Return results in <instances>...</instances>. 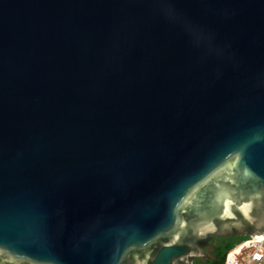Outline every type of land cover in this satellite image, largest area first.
<instances>
[{"label": "water", "instance_id": "1", "mask_svg": "<svg viewBox=\"0 0 264 264\" xmlns=\"http://www.w3.org/2000/svg\"><path fill=\"white\" fill-rule=\"evenodd\" d=\"M237 235L264 237V0H0V264Z\"/></svg>", "mask_w": 264, "mask_h": 264}, {"label": "built area", "instance_id": "2", "mask_svg": "<svg viewBox=\"0 0 264 264\" xmlns=\"http://www.w3.org/2000/svg\"><path fill=\"white\" fill-rule=\"evenodd\" d=\"M264 262V238L246 240L227 252L223 264H262Z\"/></svg>", "mask_w": 264, "mask_h": 264}, {"label": "trees", "instance_id": "3", "mask_svg": "<svg viewBox=\"0 0 264 264\" xmlns=\"http://www.w3.org/2000/svg\"><path fill=\"white\" fill-rule=\"evenodd\" d=\"M247 236H227V237H215L212 239L214 243L212 245L211 258L193 260L194 264H223L225 256L229 250H231L236 244L246 240Z\"/></svg>", "mask_w": 264, "mask_h": 264}, {"label": "flooded vegetation", "instance_id": "4", "mask_svg": "<svg viewBox=\"0 0 264 264\" xmlns=\"http://www.w3.org/2000/svg\"><path fill=\"white\" fill-rule=\"evenodd\" d=\"M214 243L211 241L210 242V244L208 245V252L210 253V255H211V252H212V245H213ZM211 258V257H210Z\"/></svg>", "mask_w": 264, "mask_h": 264}, {"label": "rangeland", "instance_id": "5", "mask_svg": "<svg viewBox=\"0 0 264 264\" xmlns=\"http://www.w3.org/2000/svg\"><path fill=\"white\" fill-rule=\"evenodd\" d=\"M262 264H264V262Z\"/></svg>", "mask_w": 264, "mask_h": 264}, {"label": "bare ground", "instance_id": "6", "mask_svg": "<svg viewBox=\"0 0 264 264\" xmlns=\"http://www.w3.org/2000/svg\"><path fill=\"white\" fill-rule=\"evenodd\" d=\"M264 238V237H263Z\"/></svg>", "mask_w": 264, "mask_h": 264}]
</instances>
